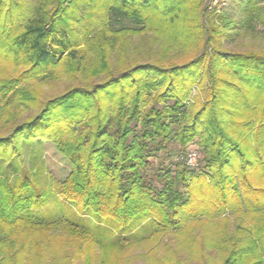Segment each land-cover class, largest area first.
<instances>
[{"label": "trees", "instance_id": "obj_1", "mask_svg": "<svg viewBox=\"0 0 264 264\" xmlns=\"http://www.w3.org/2000/svg\"><path fill=\"white\" fill-rule=\"evenodd\" d=\"M237 1L244 3L246 21L258 13L264 24L258 0ZM24 2L0 0V62L27 67L16 80L0 81V95L11 93L4 117L12 119L14 105L38 112L0 137V158L18 152L23 139L53 140L72 166L59 195L100 221L112 220L116 232L107 242L74 223L33 221L24 214L6 227L37 239L33 244L18 236L13 255L15 241L10 247L0 241V262L33 264L47 247L63 253L58 264H95L94 256L97 264H113L144 226L153 228L150 241L156 243L197 222L203 229L217 227V239L205 243L219 251L222 264H264V51L220 49L225 31L243 24L209 12L204 0H40L29 12ZM112 17L142 28L112 30ZM144 31L185 49L198 43L212 52L205 100L193 116L186 102L208 53L181 67L150 62L113 75L109 56L116 36ZM61 74L71 80L106 78L77 84L41 105L32 87L17 88L32 78L56 80ZM196 139L199 166L209 181L184 162H173L185 158ZM9 203L0 201V225L11 217ZM230 211L249 222L240 219L230 232Z\"/></svg>", "mask_w": 264, "mask_h": 264}, {"label": "rangeland", "instance_id": "obj_2", "mask_svg": "<svg viewBox=\"0 0 264 264\" xmlns=\"http://www.w3.org/2000/svg\"><path fill=\"white\" fill-rule=\"evenodd\" d=\"M39 1L25 0L27 12L31 11ZM204 4V7L211 13L215 12L216 16L226 15L229 21H235L239 25L243 24L242 27L225 31V34L220 37L221 50L228 51L229 53L264 51V24L257 19L258 13L255 14L256 16L251 17L252 12L249 15L252 19L247 18L246 21L247 14L244 12V3L237 0H204ZM257 4L258 7L264 9V0H258ZM98 19L102 20L101 15H98ZM109 25L115 31L122 28H142V26L136 25L129 18L122 17L110 18ZM99 27L102 28L100 24H97L96 28L98 29ZM79 31H81L80 27ZM116 43V51L109 56L115 77L122 73L127 66L129 67L127 69H130L139 64L145 65L153 62L164 67L172 65L181 67L189 62H194V59H197L202 54L208 53L207 59L196 71L200 80L193 86L190 98L186 102L187 112L190 111L191 116L194 115L205 100L204 92L208 85L207 62L212 52L206 48V45L197 43L198 47L185 49L182 46H178L179 44L173 43V41L170 42L165 36H156L151 31H144L135 35L127 33L118 34L116 36ZM26 69L27 67L15 66L12 62H0V81L16 80ZM105 78L101 76L92 80L84 78L71 80L61 74L60 79L56 80L46 78L43 81L32 78L21 84L19 83L17 88L20 86L32 87L37 92L41 105L47 100L65 94L69 88L77 84H98L104 81ZM222 78L231 81L229 76L223 75ZM10 95L11 93H6L5 96L0 95V107L2 109L0 110V137H7L19 123L25 121V119L27 120L28 117H34L38 112V108L22 110L14 105L10 109L12 115H14L12 119L7 116L4 117L6 109L4 103ZM198 99L200 100L199 102ZM164 106L161 105L160 107ZM206 116L203 120L206 119ZM202 123L201 130L204 129V124ZM196 143L197 139L187 147L185 154L186 156L191 152L197 154L198 166L193 169L194 174L195 176H202L204 174L206 180L209 181L208 173L199 166L202 155ZM247 157L252 158L251 155H247ZM151 160L157 165L155 158ZM185 160L186 157H181L179 159L176 158L173 162H184L186 165ZM71 171L72 166L70 162L57 150L55 142L46 138L23 139L19 143L18 152L0 158V201L3 203L10 201L7 213L11 214V217L5 220V225H0V241H5L4 243L8 246L11 245V240L15 241V245L12 246L13 248H10L12 255L18 249V236L23 239L31 238L33 244L34 240L37 239L36 237L33 239V236L26 234V232L18 233V227L14 233H12V227H6L9 221L16 225L18 216L24 214L33 221H64L65 223H74L93 235H104L107 242L112 236L111 232H116V229L111 230L112 227L110 225L113 223L112 220L105 218L100 221L96 215L82 212L79 207L66 202L59 195V184L67 180ZM182 191L184 192L185 190ZM226 215L229 218L227 223L230 232H232L237 221L240 219L249 222V218H241V214L239 213L235 214L230 211ZM215 222L221 223L222 220L221 218H215ZM144 223L146 222L140 224L136 229L139 230ZM12 224L9 226H12ZM199 225L197 222H192L184 231L178 232V235L172 231L161 236L156 243L150 241L153 228L151 226H144L138 236L128 239L132 245L128 246L127 244L126 249L120 255V259L117 262L113 259V264H159L160 262L168 261H179L182 264H222V257L219 251L215 248H209L205 243L206 241L217 239L215 235L217 227L213 225L211 226L212 228L203 229ZM3 230H5V235L8 238L3 234ZM52 234H59V232H52ZM49 250L47 247L45 250L43 249L42 254H40V256H43L41 259H37L38 256L35 257L36 255H34L33 264H58L62 260L63 253L54 254ZM198 253L201 256L200 259L195 256ZM94 261L95 264L98 263L99 259L97 256H94ZM0 264L2 263L0 262ZM3 264L12 263L7 262Z\"/></svg>", "mask_w": 264, "mask_h": 264}, {"label": "built area", "instance_id": "obj_3", "mask_svg": "<svg viewBox=\"0 0 264 264\" xmlns=\"http://www.w3.org/2000/svg\"><path fill=\"white\" fill-rule=\"evenodd\" d=\"M186 165L189 167V168H192V169H195L197 166H198V157H197V154L196 153H189L187 156H186Z\"/></svg>", "mask_w": 264, "mask_h": 264}]
</instances>
